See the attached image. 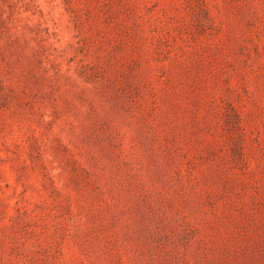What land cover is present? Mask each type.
Returning <instances> with one entry per match:
<instances>
[{
	"label": "rangeland",
	"instance_id": "rangeland-1",
	"mask_svg": "<svg viewBox=\"0 0 264 264\" xmlns=\"http://www.w3.org/2000/svg\"><path fill=\"white\" fill-rule=\"evenodd\" d=\"M0 264H264V0H0Z\"/></svg>",
	"mask_w": 264,
	"mask_h": 264
}]
</instances>
